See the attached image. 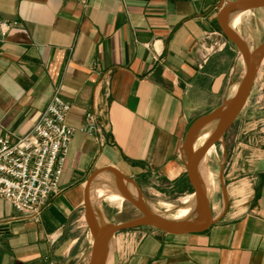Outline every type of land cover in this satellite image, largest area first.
Here are the masks:
<instances>
[{
	"label": "crops",
	"instance_id": "0c3cea01",
	"mask_svg": "<svg viewBox=\"0 0 264 264\" xmlns=\"http://www.w3.org/2000/svg\"><path fill=\"white\" fill-rule=\"evenodd\" d=\"M219 5L0 0V18L16 21L0 39V125L24 134L56 93L70 104L66 123L75 128L59 192L37 220L0 198V264L87 263L93 237L85 199L99 223L91 181L112 169L135 189H193L187 133L234 98L243 73L241 52L221 31ZM263 9H243L241 19ZM239 37L250 48L262 42ZM88 113L92 133L79 130ZM220 141L206 160L211 223L181 233L116 231L103 264H264V62Z\"/></svg>",
	"mask_w": 264,
	"mask_h": 264
},
{
	"label": "built area",
	"instance_id": "2783aa9c",
	"mask_svg": "<svg viewBox=\"0 0 264 264\" xmlns=\"http://www.w3.org/2000/svg\"><path fill=\"white\" fill-rule=\"evenodd\" d=\"M16 21L0 18V39ZM70 108L54 93L38 111L29 129L14 136L0 125V198L9 202L20 215L37 220L49 199L59 192L58 181L75 128L66 123ZM95 118L79 130L92 133Z\"/></svg>",
	"mask_w": 264,
	"mask_h": 264
},
{
	"label": "water",
	"instance_id": "95a60500",
	"mask_svg": "<svg viewBox=\"0 0 264 264\" xmlns=\"http://www.w3.org/2000/svg\"><path fill=\"white\" fill-rule=\"evenodd\" d=\"M238 5H243L246 9L257 8L260 6H264V0H227V1L220 0V5H219L220 9L218 12L217 19L222 33L230 42H232L239 49L240 52L243 53V55L246 58V67H245L244 76L237 89L236 95L232 99L234 100V102L225 121L220 125V127H218L216 131H214V133L204 143H202V145H200L197 149H195L193 153L187 155L185 159L186 173L193 187V191L195 192L198 200L200 201V203L204 208V212H205L204 218L202 219L201 222L194 223L192 225H179L168 222L162 218L150 214L146 216L129 219L127 221L120 222L117 224H109V225L101 226L99 225L97 219L89 211L87 206V201L85 199L88 216L89 219L91 220V223L94 226L93 239L90 249L91 257L88 264H103V261L102 262L99 261L100 242L105 236L109 234H113L116 231L131 228L138 224H151L167 232L181 233V232L198 231L205 228L208 224L211 223L212 217H211L208 198L205 192L204 185L203 184L199 185L193 176V170H192L193 163L197 158V156L201 152H203L208 146H210L211 144H215L217 141H219V138H221L224 131L228 128L231 122L237 117L239 111L241 110V108L243 107L246 101L247 95L249 93L250 87L254 79L255 67H256L253 61L254 56L259 51L264 52V41L256 45L254 48L249 49L245 41L241 39L236 33H234L227 24L226 20H224L228 15L229 11ZM212 113L213 112L207 114L198 123L210 117ZM186 142H187V137L185 139V145ZM112 171L115 172L119 177H121V174L119 172H117L114 169H112Z\"/></svg>",
	"mask_w": 264,
	"mask_h": 264
},
{
	"label": "bare ground",
	"instance_id": "6f19581e",
	"mask_svg": "<svg viewBox=\"0 0 264 264\" xmlns=\"http://www.w3.org/2000/svg\"><path fill=\"white\" fill-rule=\"evenodd\" d=\"M238 9H246V8L243 5L236 6L235 8L229 11L228 15L224 20H226V22L228 20L232 25H235L236 23L234 21V18L236 19L237 17H239L237 14ZM263 54H264L263 51L257 52L256 55L254 56V60H253L254 63L259 61V59L263 56ZM241 55L243 57V64H242L243 73L241 76L243 78L246 67V58L242 52ZM233 102L234 100L232 99L225 101L219 109H216L212 113L210 117H208L204 121L192 127L188 132V139L186 145L183 147V152H185L187 155H190L195 151V149H197L200 145H202V143H204L214 133V131H216L218 127H220V125L225 121L232 108ZM211 147L212 144L197 156L192 167L193 176L199 185L201 184L204 185L207 198L212 194V190H213V182H212L213 180L211 179L212 175H210L209 173L210 170L208 171V169L206 168V160H207V156L211 152ZM107 174L110 175L106 176ZM119 185H120L119 176L111 170L107 171L102 176L99 177L97 176L91 181V188L94 189V191H96L97 188L100 187L99 193H101L102 187L108 188L109 190L105 192L103 191L102 194H104L105 198H107L109 201L116 202L117 204H120L122 200V193L120 192L121 189L119 190ZM162 202L163 201H161V203ZM166 203L165 204L162 203V204L166 205ZM166 206L168 207V209L174 208L175 212L174 214L171 213V215L173 214L171 217L162 218V219L179 225H192L194 223H199L202 221L205 215L204 208L200 203V201L198 200L194 191L192 193L185 194L184 196H182L180 198V203L178 205L172 206V204H167ZM112 241H113L112 234L105 236L101 240L99 246L100 262L104 261L107 250L109 246L112 244ZM88 257L89 258L87 260V263L84 264L89 263L91 252L89 253Z\"/></svg>",
	"mask_w": 264,
	"mask_h": 264
},
{
	"label": "rangeland",
	"instance_id": "374dc122",
	"mask_svg": "<svg viewBox=\"0 0 264 264\" xmlns=\"http://www.w3.org/2000/svg\"><path fill=\"white\" fill-rule=\"evenodd\" d=\"M246 13L247 10L242 9L241 11H239V19L236 23L237 25L235 24L232 27V24L229 22V27L231 26L230 27L231 30L237 35L240 34L239 36L241 37L243 35L244 36L248 35L249 37H247V40H249L251 46H254L257 40H262V42L264 40V9L260 10V14H255L256 16L254 15L253 19L248 20V22H246V20L244 19L243 20L241 19V16L246 15ZM238 27H240L241 29L240 30L241 32L239 33L237 30ZM252 48L253 47L251 48L249 47V49ZM263 57L264 54L259 59V61L255 63V65L259 66L261 63H263L264 62ZM240 59L243 64V57L241 54H240ZM194 126L195 125H193L192 127ZM186 137L188 139V133ZM221 139L222 136L219 139V141H217L215 144H212L211 152L209 153V155L213 153L215 148L217 149V147L221 142L220 141ZM119 182H120L119 190L121 189L120 192L122 193V200L120 204H117L116 202H111L107 198H105V195L102 194V192L109 190L106 187H102L101 193H99L100 187H98L97 190L93 192V196H94L93 203L95 207H98L97 209L100 211V215L98 216V218H99V225L101 226L102 225L105 226L109 224H117L120 222L127 221L129 219L146 216L150 214L155 215L159 218H169L174 214L175 210L174 208L168 209L166 205L167 204H172V206L178 205L180 203V198L182 196L193 191V189L191 188L186 193L171 194L168 191H166V189H161L159 187L154 190L135 189L133 186H131L129 183H127L125 180H123L120 177H119ZM160 200L163 201L162 202L163 204L167 202L166 205H163ZM171 213L173 214L171 215ZM89 224L91 228L90 234L91 237H93L94 226L91 223L90 219H89ZM136 227L157 228L151 224H138L136 225Z\"/></svg>",
	"mask_w": 264,
	"mask_h": 264
}]
</instances>
